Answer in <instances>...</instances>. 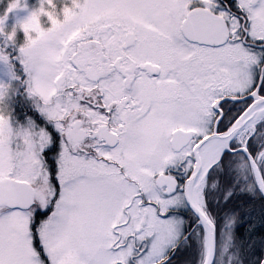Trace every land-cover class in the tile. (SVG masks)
Returning a JSON list of instances; mask_svg holds the SVG:
<instances>
[{
  "label": "snow or ice",
  "instance_id": "obj_1",
  "mask_svg": "<svg viewBox=\"0 0 264 264\" xmlns=\"http://www.w3.org/2000/svg\"><path fill=\"white\" fill-rule=\"evenodd\" d=\"M135 2L167 54L151 67L80 80L84 38L64 33L0 47L39 98L14 120L0 81V264H264V0ZM137 72L167 90L157 132Z\"/></svg>",
  "mask_w": 264,
  "mask_h": 264
},
{
  "label": "rangeland",
  "instance_id": "obj_2",
  "mask_svg": "<svg viewBox=\"0 0 264 264\" xmlns=\"http://www.w3.org/2000/svg\"><path fill=\"white\" fill-rule=\"evenodd\" d=\"M9 2L10 0H0V14L7 9ZM26 3L27 8L18 7L7 14L5 30L9 35H14V39L3 40L0 38V42L5 41L9 45L18 41L24 45L32 42L39 43L54 32L64 33L68 35L69 39L83 37L84 39L78 48V62L82 69L86 42L93 43L96 39H104V36L108 37L111 42L114 34L121 33L123 41L134 42V40L129 39L139 37L137 41L140 43L146 35L138 34L135 36L134 32H137L138 28L158 27L157 23L152 22L156 20V17L149 18L146 16L137 6L135 0H26ZM49 21L52 23L50 24ZM21 22L26 24V28L24 31L18 30L13 34V29H19ZM29 32L33 33L31 37ZM35 43H32L33 47ZM64 55V48L49 49L43 58L40 72L47 74L53 71L56 63L59 67ZM62 69H64L62 73L64 77L66 71L64 67ZM81 77L82 72L79 73L78 78ZM6 80L11 81L10 90L13 92L16 87L15 79L9 74L7 66L0 63V81L5 82ZM231 220L233 218L229 215L226 217L225 223Z\"/></svg>",
  "mask_w": 264,
  "mask_h": 264
},
{
  "label": "flooded vegetation",
  "instance_id": "obj_3",
  "mask_svg": "<svg viewBox=\"0 0 264 264\" xmlns=\"http://www.w3.org/2000/svg\"><path fill=\"white\" fill-rule=\"evenodd\" d=\"M140 31V32H138ZM134 35L138 34L146 35L143 37V41L140 43L137 38H130L134 42H128L122 40L121 33L114 34V38L110 40L104 36V39H96V41L86 42L84 47V66L82 71V77L78 78L79 74H75L76 78L80 80L94 79L99 74V69L107 62L108 64H119L123 61V64L119 66L127 71H131L137 66L145 68L151 67L155 62H164L166 60V51L163 45L157 39L160 32L159 27L138 28ZM132 35V34H130ZM114 40V42H112ZM156 41V42H155ZM159 42V43H158ZM7 45V51L11 54L17 49L15 45H9L8 43L0 42V47ZM24 44L19 41V45ZM2 63V62H1ZM127 63H129L127 65ZM57 68V63L53 67V70ZM64 69L59 70L57 79L63 77L62 73ZM16 73L19 79H15L16 87L12 92L10 90L9 97L6 101L7 107L11 112L14 120L23 122L26 115H32L34 110V103L39 99L38 97H30L26 91L27 85L24 82V75L22 69L17 66ZM141 82V91L145 102V108H151L149 112V128L152 132H157L167 120V104L165 103L167 97V90L163 85L156 86L143 72H137ZM72 77H69L71 79ZM5 82L11 83L6 80ZM55 82V81H53ZM122 89H114L115 92H119ZM52 93H55V89H52Z\"/></svg>",
  "mask_w": 264,
  "mask_h": 264
},
{
  "label": "trees",
  "instance_id": "obj_4",
  "mask_svg": "<svg viewBox=\"0 0 264 264\" xmlns=\"http://www.w3.org/2000/svg\"><path fill=\"white\" fill-rule=\"evenodd\" d=\"M232 218H233V216L232 215H230Z\"/></svg>",
  "mask_w": 264,
  "mask_h": 264
}]
</instances>
